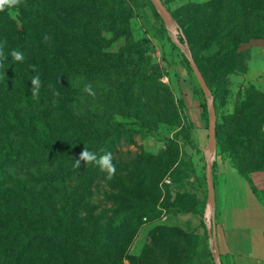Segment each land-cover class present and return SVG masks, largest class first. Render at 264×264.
Returning a JSON list of instances; mask_svg holds the SVG:
<instances>
[{
  "label": "rangeland",
  "instance_id": "rangeland-1",
  "mask_svg": "<svg viewBox=\"0 0 264 264\" xmlns=\"http://www.w3.org/2000/svg\"><path fill=\"white\" fill-rule=\"evenodd\" d=\"M12 13L0 25V42L24 59L9 55L0 66V154L54 144L62 158L34 170L32 183L5 175L13 183L0 198L13 208L0 223L14 232L0 231V264H16L21 254L20 264H58L56 254L67 264H194L212 228L209 193L220 156L244 171L264 167V0H21ZM19 67L45 76L50 105L28 107V81L11 79ZM88 126L105 132L102 154H112L116 173L108 180L93 164L92 186L63 183L86 147ZM79 197L85 209L78 219L106 225L98 235L105 231L107 239L93 244L101 259L70 239L16 236L19 225L45 218L53 226L74 223L70 207Z\"/></svg>",
  "mask_w": 264,
  "mask_h": 264
},
{
  "label": "trees",
  "instance_id": "trees-1",
  "mask_svg": "<svg viewBox=\"0 0 264 264\" xmlns=\"http://www.w3.org/2000/svg\"><path fill=\"white\" fill-rule=\"evenodd\" d=\"M8 18L9 15L6 13V11L0 12V25H5L6 23H8ZM191 27V25H190ZM187 28V32L190 35L191 38V42L190 44L193 45L194 47V42L196 40L195 38V33L192 34V29L191 28ZM1 28V26H0ZM189 29V30H188ZM200 29V28H199ZM201 30V29H200ZM203 31V30H201ZM195 32V31H194ZM196 32H199V30H196ZM201 33V32H200ZM197 34V33H196ZM193 42V43H192ZM192 47V46H191ZM42 52V51H41ZM40 51L34 52L31 51V54L33 55H41ZM26 62L22 63L21 66L25 67ZM43 67V66H42ZM29 71H22V69H20V67L18 68L19 73L20 74H16L14 75V77H11L12 82L13 83H18V80H16V76H18L19 78H22L23 81L26 83V81H28V83L26 84V86L24 87L23 91L27 92V100L26 102L28 103V107H34V106H45V105H50L51 99H48L47 96V92L45 91V93L43 92L44 90L42 88H40L39 91V95L38 98H33L32 94H31V79L38 75V74H33V70L31 67H28ZM44 73L45 75L47 70L44 67ZM24 73V74H23ZM45 77V76H44ZM41 79V87H47V83H46V78ZM212 83H214L213 78L210 79ZM21 91V90H20ZM2 88L0 87V101L3 100L4 98V94H2ZM218 93V89H215L214 94L217 95ZM20 135H22L21 133L16 134L17 137H20ZM87 139L88 142H86V148L89 151L95 152L97 154V156L99 157L102 154L103 148H104V143L107 140V136L105 134L104 131L98 129L95 126H88L86 127L85 132H83V134ZM92 139L98 140V143L95 142H91ZM59 148L57 146H55L54 144H46V145H42V147H37V148H31L29 150L24 151L23 153H21V151H19L18 153L15 152L16 150L9 148L7 150H4L3 154H0V189L4 188L6 185L13 183L12 180H8L5 175H9L10 177H25L27 180L34 181L32 177V174H34L36 171L34 170H38V168L40 167H47L50 168L52 166L55 165V163L62 157H58L57 151H61L58 150ZM12 154H17L15 155V157L12 158ZM23 154V155H21ZM63 154H67V152L64 151ZM73 154V153H71ZM64 155V156H65ZM64 161L69 159V156L66 158H63ZM73 159V156L70 158V160ZM232 164V163H231ZM235 168L238 169V171L243 174L244 176H246L248 178V180L251 183V186L253 188V190L255 191V193L257 195H260V192L258 191V189L255 187V185L253 184V182L251 181L250 178V173L254 170H258V169H264V167H259V168H255L252 169L250 171H244L239 165H234L232 164ZM94 166L93 164L91 165H84V166H80V167H76L73 170L67 172L66 174H64V178L62 179L63 183H71V181H73L72 179L75 178V182L80 184V186H86V185H90L92 186V182H88V178L90 174H93L95 172V170H93ZM32 171V172H31ZM97 171V170H96ZM44 174V173H43ZM42 174V176H43ZM31 179V180H30ZM54 182H56V180H54ZM37 183V181H36ZM74 192H78L77 190H74ZM74 196V193H72ZM5 197V196H4ZM4 197L0 198V220L4 221L8 218V216L11 213V209L13 208V205L11 203H9L11 201V199L6 200L4 199ZM264 197V195H263ZM69 197L63 198L61 201L66 202L68 200ZM81 197H79L77 199V203L74 202V200L72 199V205L70 208L75 209L76 208V214H77V219L74 223H70L67 226H63L62 224H59L57 226H53L50 222H48L47 218H43L44 220H41L40 222H44V223H39V224H32L29 227H26L24 225H19V230H15L17 231L16 236L17 237H21V236H25V235H35V237L37 239H39L40 237H44L46 238L44 241L46 242H52V241H57L60 238H66V239H70L75 241L76 243H78V245H81V253L89 256L91 254H94L97 259H101L102 258V254L99 251V249H94L93 248V244L94 241L97 239L99 240L100 243L104 242L106 233L105 231L102 232L100 235H98L99 232H101V229L105 228V224L103 222H98L97 220H93L91 218L88 219H78V208L79 209H85L84 206H80L81 203ZM32 203V201H31ZM32 206H34V204L32 203ZM57 209L56 205H54V207H50L49 206V211L52 210L53 214L55 215V210ZM44 207L40 208V214L43 215L44 214ZM49 213V212H48ZM40 215V218H42ZM49 216L52 217V215L49 213ZM15 225H17V223H15ZM114 227L117 228L119 227L118 224H114ZM114 228V229H115ZM0 231L1 232H14L12 231V229H9L8 227L4 226L3 223H0ZM87 235V236H86ZM107 237V236H106ZM205 237H208V229L206 228V232H205ZM3 240L0 239V243ZM209 250V249H208ZM30 251V250H29ZM199 253V250H197L194 254V259L197 258ZM211 253V252H210ZM24 257V254H21L18 256V263L16 264H20V260ZM54 261L58 264H67V261L65 260V258L63 257L62 254H56ZM77 264V263H75Z\"/></svg>",
  "mask_w": 264,
  "mask_h": 264
},
{
  "label": "crops",
  "instance_id": "crops-1",
  "mask_svg": "<svg viewBox=\"0 0 264 264\" xmlns=\"http://www.w3.org/2000/svg\"><path fill=\"white\" fill-rule=\"evenodd\" d=\"M201 122V118L194 119L199 128ZM199 130L197 135L203 140L206 132ZM250 178L260 195L246 176L220 156L212 220L221 264H264V169L252 171ZM209 237L208 234L194 264H215Z\"/></svg>",
  "mask_w": 264,
  "mask_h": 264
},
{
  "label": "clouds",
  "instance_id": "clouds-1",
  "mask_svg": "<svg viewBox=\"0 0 264 264\" xmlns=\"http://www.w3.org/2000/svg\"><path fill=\"white\" fill-rule=\"evenodd\" d=\"M21 0H0V12L5 11L6 9L9 10V15H12V10L16 9L18 11V6L20 5ZM44 41L47 42L51 39L50 36L47 34L43 37ZM6 46V41L0 42V66H2L3 61L7 60L8 56L10 55L11 58L17 62H22L24 57L23 54L17 50H12L9 54L4 52V47ZM31 94L33 98H38L39 91L41 88V80L39 75L34 76L31 79ZM84 91L89 95H95L91 85H86ZM55 96H59V92L53 93ZM113 157L110 152H106L99 157L95 152L89 151L86 147L82 150L79 154V158L75 161V166L80 167V162L83 161L85 165L96 164L101 171L107 174L106 178L111 180L116 173V167L112 162Z\"/></svg>",
  "mask_w": 264,
  "mask_h": 264
},
{
  "label": "water",
  "instance_id": "water-1",
  "mask_svg": "<svg viewBox=\"0 0 264 264\" xmlns=\"http://www.w3.org/2000/svg\"><path fill=\"white\" fill-rule=\"evenodd\" d=\"M158 4L164 9V6L161 4L160 1H158ZM189 60H190V63L192 64L193 66V69L195 70V73H196V76L197 78L201 80V76L200 74L198 73L197 71V68H196V65H195V62L193 60V58L190 56L189 57ZM204 86V89L205 90H208V87L203 84ZM210 110H211V118L214 119L215 117V111H214V102L213 100H211L210 102ZM210 135H211V138H214V135H215V131H214V128L211 127V131H210ZM208 164L210 166V161L208 160ZM209 168V167H208ZM209 197H210V202H211V207H212V213H213V210H214V186L211 185L210 186V193H209ZM209 234L211 235L210 236V242L213 244V254L215 256V264H221L220 260H219V256H218V253H217V247H216V236H215V230H214V222L212 220V231H209Z\"/></svg>",
  "mask_w": 264,
  "mask_h": 264
},
{
  "label": "bare ground",
  "instance_id": "bare-ground-1",
  "mask_svg": "<svg viewBox=\"0 0 264 264\" xmlns=\"http://www.w3.org/2000/svg\"><path fill=\"white\" fill-rule=\"evenodd\" d=\"M209 154H210L211 158L214 157V154H215V143H214V140H212V142H211L210 149H209ZM208 213L210 214L209 209H208Z\"/></svg>",
  "mask_w": 264,
  "mask_h": 264
},
{
  "label": "built area",
  "instance_id": "built-area-1",
  "mask_svg": "<svg viewBox=\"0 0 264 264\" xmlns=\"http://www.w3.org/2000/svg\"><path fill=\"white\" fill-rule=\"evenodd\" d=\"M208 229V234H209V231H212V228L210 229L209 227L207 228ZM209 236H211L210 234H209ZM209 239H210V237H209ZM210 245H211V248L213 249V244L210 242Z\"/></svg>",
  "mask_w": 264,
  "mask_h": 264
}]
</instances>
